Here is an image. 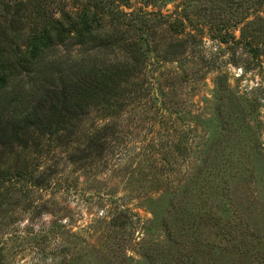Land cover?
<instances>
[{"label":"rangeland","instance_id":"1","mask_svg":"<svg viewBox=\"0 0 264 264\" xmlns=\"http://www.w3.org/2000/svg\"><path fill=\"white\" fill-rule=\"evenodd\" d=\"M239 1L234 21L264 18V0ZM189 56L151 66L114 117L95 113L117 126L97 165L48 146L20 162L34 180L0 164L1 264H264V48L260 62L206 36Z\"/></svg>","mask_w":264,"mask_h":264},{"label":"trees","instance_id":"2","mask_svg":"<svg viewBox=\"0 0 264 264\" xmlns=\"http://www.w3.org/2000/svg\"><path fill=\"white\" fill-rule=\"evenodd\" d=\"M163 1L1 0L0 164L15 160L16 178L34 180L20 162L25 152L36 156L48 146L69 164L97 165L117 126L98 125L95 113L114 117L151 66L185 67L206 36L241 43L262 62L264 22L256 21L264 18L234 21L246 1L176 0L166 15L158 7ZM202 60L199 71L212 68L210 58ZM216 71L218 90L226 92L228 77Z\"/></svg>","mask_w":264,"mask_h":264}]
</instances>
